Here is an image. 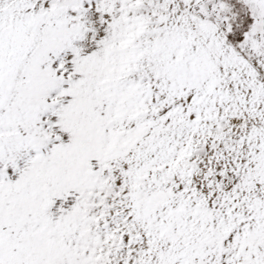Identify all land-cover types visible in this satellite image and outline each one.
Returning a JSON list of instances; mask_svg holds the SVG:
<instances>
[{
  "label": "snow or ice",
  "instance_id": "1",
  "mask_svg": "<svg viewBox=\"0 0 264 264\" xmlns=\"http://www.w3.org/2000/svg\"><path fill=\"white\" fill-rule=\"evenodd\" d=\"M0 264H264V0H0Z\"/></svg>",
  "mask_w": 264,
  "mask_h": 264
}]
</instances>
